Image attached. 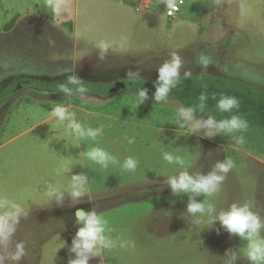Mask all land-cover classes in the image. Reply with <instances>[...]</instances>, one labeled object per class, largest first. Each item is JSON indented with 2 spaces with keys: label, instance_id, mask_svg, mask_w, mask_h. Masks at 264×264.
<instances>
[{
  "label": "rangeland",
  "instance_id": "374dc122",
  "mask_svg": "<svg viewBox=\"0 0 264 264\" xmlns=\"http://www.w3.org/2000/svg\"><path fill=\"white\" fill-rule=\"evenodd\" d=\"M150 1L142 8L139 0H65L54 14L47 0H0V92L15 87L0 104V213L22 209L11 249L25 244L20 264H69L80 226L75 212L93 207L107 221L105 236L115 246L98 247L89 264H252L247 241L218 221L209 227V221L234 202L251 203L264 219V136L208 138L191 131L193 122L181 115L178 101L157 103L154 96L138 105V94H120L121 88L100 98L20 85L26 79L61 83L72 74L83 85L134 77L157 81L158 68L176 52L184 62L180 76L209 73L264 86V0H183L173 17L166 10L178 0ZM102 42L109 44L103 59ZM201 55L211 58L207 69ZM65 68L74 73L62 74ZM57 104L67 108L69 119L52 115ZM72 120L102 132L95 140L81 137L69 126ZM93 147L117 162L104 168L90 160L86 153ZM165 152L185 163H168ZM128 157L138 161L135 171L123 169ZM226 157L235 167L221 190L195 196L206 211L189 214L191 194L174 195L166 178L182 170L206 175ZM74 175L87 176L77 203L70 194Z\"/></svg>",
  "mask_w": 264,
  "mask_h": 264
},
{
  "label": "clouds",
  "instance_id": "9594fccd",
  "mask_svg": "<svg viewBox=\"0 0 264 264\" xmlns=\"http://www.w3.org/2000/svg\"><path fill=\"white\" fill-rule=\"evenodd\" d=\"M65 0H47V6L51 7L54 14H59L64 6ZM109 44L102 42L100 45V58L103 59L108 52ZM183 60L176 52L171 53V59L165 61L158 68V78L155 83L156 91L154 93L157 103L167 101L170 91L175 88L180 80V68L183 66ZM199 63L207 69L211 65V58L206 55L199 57ZM74 73L73 68H65L62 74ZM190 72L185 73V77H189ZM69 84L79 85L78 91L83 93L87 88L75 74L67 76V83L59 86V91L66 95L71 94ZM201 100L207 99V95L202 93ZM148 99L146 88H141L138 92L137 103L143 104ZM203 107V105H201ZM219 111L231 112L234 108L239 107V100L234 96H222L217 104ZM194 108H182L181 115L185 120L192 121V132L203 131L208 138L214 137L217 133L233 134L237 132L247 131L249 124L247 120L239 115H232L216 120L209 116L208 119L196 120ZM52 115L60 121L69 119L67 108L62 104H57L52 109ZM81 137H91L93 140L102 132V128L85 130L83 126L72 120L69 125ZM183 127V125H181ZM239 144H243L244 137H236ZM87 157L104 168L108 167L109 162H117V158L111 155L108 151L100 147H93L86 153ZM163 159L168 163H179L183 165L185 160L181 156H174L172 153L165 152ZM138 166V161L133 157H128L123 163V169L135 171ZM235 167L234 161L226 157L223 161H218L208 174L197 173L195 176L187 170H182L177 174L170 175L166 178V183L170 186L174 195L181 193H189V203L187 212L193 216L197 213H205V203L198 202L195 196L203 195L205 197H213L220 190L227 174ZM74 181L71 197L74 203L80 202L85 195L84 187L87 183V176L74 175ZM54 194V193H53ZM58 200H63V194L58 196ZM251 203H232L227 210H222L218 214L211 216L210 226H213L218 221L219 224L230 234L239 236L247 241L246 256L252 264H264V238L261 237V229H264V219L261 218L258 211L253 210ZM208 211L215 213V206L208 205ZM22 209L16 206L15 213H0V264H20V261L27 255L25 244L23 242L15 243V250L12 251L13 238L16 234L20 223ZM76 223L80 225L75 236L72 239L70 251L75 254L74 258L69 260V264H89L90 260L98 256V247L101 249H112L114 242L105 236L107 221L97 213L95 207L91 210L78 208L75 212ZM196 224L202 223V220L194 221ZM219 233V229H216ZM122 245L124 247L128 246ZM134 247V243L132 244Z\"/></svg>",
  "mask_w": 264,
  "mask_h": 264
},
{
  "label": "trees",
  "instance_id": "16d2710c",
  "mask_svg": "<svg viewBox=\"0 0 264 264\" xmlns=\"http://www.w3.org/2000/svg\"><path fill=\"white\" fill-rule=\"evenodd\" d=\"M11 22L4 26V29H10ZM65 24L71 25V22ZM20 85L24 88H36L38 90H59L61 84H66L67 80L61 83H47L44 81L26 79ZM124 83V88H121L120 94H138L141 88H146L148 97H154L156 91V81L142 77H134L129 79H121ZM89 84V85H88ZM87 94L96 95L100 98H108L113 94L111 88L113 83H98L89 81L87 85ZM71 93H81L78 91V85L69 84ZM9 88V93L6 91ZM13 85H8L0 92V103L10 98L14 91ZM117 94L113 99L116 101ZM204 93L207 99L201 100L200 96ZM234 96L239 100V107L234 108L231 112L219 111L217 104L219 99L224 96ZM113 99H111L113 101ZM168 99H173L181 104L182 108H194L196 115L212 116L216 120H220L232 115H239L247 120L249 127L245 132H239L247 138L254 139L258 134L264 136V86H257L238 79L229 77H220L209 73H191L189 77L180 76V80L175 88H173L168 96ZM110 100V101H111ZM203 105V107H201ZM146 111L149 108H145ZM156 111H161L162 108H156ZM235 134V133H233ZM233 134H229L232 137Z\"/></svg>",
  "mask_w": 264,
  "mask_h": 264
},
{
  "label": "built area",
  "instance_id": "2783aa9c",
  "mask_svg": "<svg viewBox=\"0 0 264 264\" xmlns=\"http://www.w3.org/2000/svg\"><path fill=\"white\" fill-rule=\"evenodd\" d=\"M182 4H183V0H178V2L169 4V6L166 10V15L168 17L175 16L180 11V5H182Z\"/></svg>",
  "mask_w": 264,
  "mask_h": 264
},
{
  "label": "crops",
  "instance_id": "0c3cea01",
  "mask_svg": "<svg viewBox=\"0 0 264 264\" xmlns=\"http://www.w3.org/2000/svg\"><path fill=\"white\" fill-rule=\"evenodd\" d=\"M139 4L141 5V7L143 8V7H147L149 4H151V1L150 0H139ZM66 22H64V24H65ZM0 89H2V88H0ZM5 101V100H4ZM2 103V102H1ZM0 103V104H1Z\"/></svg>",
  "mask_w": 264,
  "mask_h": 264
},
{
  "label": "water",
  "instance_id": "95a60500",
  "mask_svg": "<svg viewBox=\"0 0 264 264\" xmlns=\"http://www.w3.org/2000/svg\"><path fill=\"white\" fill-rule=\"evenodd\" d=\"M124 86H125L124 83L116 82L115 86L113 88H111V91L114 92V91L118 90L119 88H124Z\"/></svg>",
  "mask_w": 264,
  "mask_h": 264
},
{
  "label": "flooded vegetation",
  "instance_id": "af4514ba",
  "mask_svg": "<svg viewBox=\"0 0 264 264\" xmlns=\"http://www.w3.org/2000/svg\"><path fill=\"white\" fill-rule=\"evenodd\" d=\"M119 82H120V80H119ZM115 86V83H113V86H112V88Z\"/></svg>",
  "mask_w": 264,
  "mask_h": 264
}]
</instances>
